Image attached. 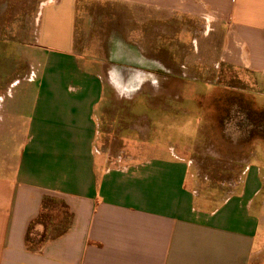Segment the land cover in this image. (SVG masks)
Wrapping results in <instances>:
<instances>
[{
  "label": "crops",
  "instance_id": "1",
  "mask_svg": "<svg viewBox=\"0 0 264 264\" xmlns=\"http://www.w3.org/2000/svg\"><path fill=\"white\" fill-rule=\"evenodd\" d=\"M110 5L144 26L142 49L128 45L143 67L133 91L177 89L162 44L201 5L216 14L192 68L226 85L223 149L207 155L237 175L219 194L199 197L185 152L120 133L135 126L115 120L114 86L83 51V13ZM0 43L11 65L0 80V264H264V0H2Z\"/></svg>",
  "mask_w": 264,
  "mask_h": 264
},
{
  "label": "rangeland",
  "instance_id": "2",
  "mask_svg": "<svg viewBox=\"0 0 264 264\" xmlns=\"http://www.w3.org/2000/svg\"><path fill=\"white\" fill-rule=\"evenodd\" d=\"M111 6L103 9L97 8V11L94 8L89 14L83 13V51L87 47L86 50L94 57L97 55L95 61L103 67L104 82H110L114 86L110 98L115 100L119 106L115 109V120L120 121L122 118L127 124L129 120L132 126H135L134 132H129L127 128L122 127L120 133L134 135L137 138L135 144L141 147H144V138L147 137L153 148L172 147L185 152L186 155L193 157L194 163L200 170L198 173L200 186L197 189L199 197L215 191L219 194L223 191L221 189L223 183L232 180L237 175L236 170L229 173L223 172L222 156L207 155L208 150L222 151L223 149V124L217 122V117H222L224 113V109L219 106L223 99L218 101L217 98L224 95L226 85H223L221 81L215 82L212 76H208L209 74L197 75L192 68L197 58L204 59L205 44L214 40L215 33L211 30L217 22L216 14L207 6L201 5L200 16L193 23V27L186 26L183 29V35L175 40L177 42L172 43L168 40L162 44L164 48L162 52L175 55L173 68L178 73L177 81L174 80L175 76H172L174 79L169 82L177 83V89L170 86L159 92L149 91L145 88L146 86H142L140 90L133 91L134 88L129 83L135 76L142 75L143 67H134L131 64L128 58V45L134 42L137 48L143 47L141 42L144 26L130 27L126 8ZM142 14L141 12L140 16ZM178 35H180L179 31ZM3 51V45L0 43V80L2 82L7 80L11 68L10 57L8 54L6 56ZM39 61L41 72L43 61ZM26 62L24 61V66ZM27 67L35 72L36 62L30 60ZM113 72L115 73L112 74ZM11 76L13 77L14 74L11 73ZM232 84H234L233 87L228 86L229 90L238 87V82ZM132 102H134V107L129 105ZM127 106L132 108H125ZM128 110L132 113L129 117H127ZM108 120L110 122L111 118ZM107 126L110 128V124ZM124 141L125 148H127L128 142ZM135 147L137 146L130 145L129 150ZM211 186L215 188V191L209 188ZM53 210L54 217L62 212L57 205Z\"/></svg>",
  "mask_w": 264,
  "mask_h": 264
}]
</instances>
